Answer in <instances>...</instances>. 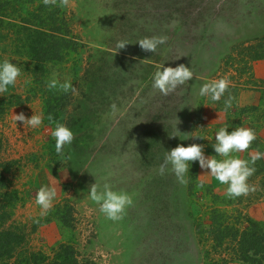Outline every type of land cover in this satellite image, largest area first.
<instances>
[{"label": "rangeland", "instance_id": "obj_1", "mask_svg": "<svg viewBox=\"0 0 264 264\" xmlns=\"http://www.w3.org/2000/svg\"><path fill=\"white\" fill-rule=\"evenodd\" d=\"M59 2L74 50L62 62L45 63L41 74L34 73L20 35L0 30V59L22 67L16 86L0 96V224L19 237L11 264L27 253L59 264L66 250L76 264H264V253L253 263L231 251L233 236L241 240L253 226L264 229V157L249 178L256 191L234 199L197 162L186 185L171 172L158 173L165 151L178 144H203L205 155H215L211 144L224 125L257 133L250 148L235 155L264 153V60L248 58L264 37V0ZM154 35L167 36L155 53L136 43ZM122 39L130 44L116 52ZM179 64L192 68V81L168 96L152 88L157 69ZM53 75L76 87L75 94L52 91L59 122L74 132L62 154L51 136L56 122L45 117L40 128L29 129L13 119L45 113L42 91ZM221 77L231 81L228 111L224 98L197 95L203 82ZM176 123L189 139L171 136ZM95 180L132 195L122 219L109 220L88 198ZM42 185L57 192L45 216L35 203Z\"/></svg>", "mask_w": 264, "mask_h": 264}, {"label": "clouds", "instance_id": "obj_2", "mask_svg": "<svg viewBox=\"0 0 264 264\" xmlns=\"http://www.w3.org/2000/svg\"><path fill=\"white\" fill-rule=\"evenodd\" d=\"M45 4L54 3L55 0H44ZM167 41V36H145L138 39L143 51L155 53L158 48L164 45ZM130 44L127 40H119L116 45V52L125 48ZM22 76V67L13 60L4 58L0 59V96H5L9 92L10 87H15L18 78ZM194 72L191 67L179 64L175 67L164 65L157 69L152 75V88L158 90L164 96H168L175 91L179 86H184L192 81ZM30 80H25L24 84H30ZM231 86V81L227 77L208 80L203 82L199 88L197 95L207 98L212 102H219L223 99V110L228 111L232 107L233 97L228 90ZM49 90H57L63 93H76V87L70 79H59L55 75L47 81ZM228 93L225 98V94ZM115 114L118 109L115 104L111 106ZM30 117H26L23 112L13 114L14 123L22 122L23 127L29 129H38L42 126L45 116L42 112H34ZM49 122H52V116L46 117ZM179 121V120H178ZM179 123V122H178ZM178 123L174 124L173 137H179L180 140H187L190 136L181 133L177 127ZM181 134H185L181 139ZM51 136L55 140V151L57 154H62L65 146L71 145L74 139V132L66 124L56 122ZM191 137L205 138L201 135H193ZM257 139V133L250 127H236L229 131L228 125L221 126L215 132V142L211 144L215 155H205V145L192 143L187 146L178 144L176 147L166 150L163 161L159 165L158 173L164 175L166 172H171L177 182L181 185L188 183V175L191 165L194 162L199 164L206 173L213 177L219 184L226 185V194L228 198L234 199L241 196H247L249 193L256 191V186L249 182V178L256 171L254 167L258 159L264 157V153L256 152L250 155L249 159L240 158L238 153L248 150L253 141ZM219 157V158H217ZM57 192L55 187L42 185L35 195V203L40 207V216L48 214L53 207ZM88 198L99 206V211L106 218L112 221H118L123 218L126 210L134 203L130 193L123 189H117L108 182H95L88 189Z\"/></svg>", "mask_w": 264, "mask_h": 264}, {"label": "trees", "instance_id": "obj_3", "mask_svg": "<svg viewBox=\"0 0 264 264\" xmlns=\"http://www.w3.org/2000/svg\"><path fill=\"white\" fill-rule=\"evenodd\" d=\"M37 3L34 10L31 7ZM59 0L54 3L45 4L44 0H0V30L14 29L16 35H20L23 48L33 62V66L38 73H43L44 65L48 61L62 62L71 49V43L68 39V32H64V19L62 10L60 9ZM15 17L16 21H4L3 18ZM62 31V32H61ZM257 47L248 51V58L254 62L264 60V37L259 39ZM39 74V75H40ZM53 90L42 91V99L45 106V117L51 115L52 122L46 118L47 123L53 124L59 122V111L52 97ZM10 203L8 199V204ZM18 235L4 230L0 224V264H11L10 259L13 258L14 247H18ZM220 242H224L226 237H218ZM236 245L231 251L240 253V260L249 262H257L255 256H261L264 253V229L259 230L253 226L249 231L244 232L242 239L231 238ZM18 243V244H17ZM61 259L59 264H76L75 254L65 251L59 254ZM259 259V258H258ZM38 262V263H37ZM17 264H43V257L36 253H27L25 259H19ZM14 264V263H13ZM261 264V263H260Z\"/></svg>", "mask_w": 264, "mask_h": 264}]
</instances>
